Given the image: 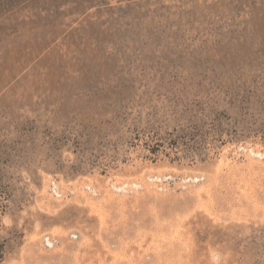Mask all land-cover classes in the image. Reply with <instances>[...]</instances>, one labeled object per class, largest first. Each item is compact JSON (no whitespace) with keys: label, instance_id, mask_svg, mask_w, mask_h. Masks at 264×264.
I'll list each match as a JSON object with an SVG mask.
<instances>
[{"label":"rangeland","instance_id":"374dc122","mask_svg":"<svg viewBox=\"0 0 264 264\" xmlns=\"http://www.w3.org/2000/svg\"><path fill=\"white\" fill-rule=\"evenodd\" d=\"M0 264H264V0H0Z\"/></svg>","mask_w":264,"mask_h":264}]
</instances>
